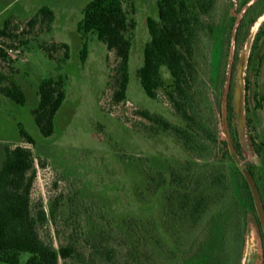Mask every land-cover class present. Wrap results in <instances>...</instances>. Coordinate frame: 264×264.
Wrapping results in <instances>:
<instances>
[{"label": "trees", "instance_id": "16d2710c", "mask_svg": "<svg viewBox=\"0 0 264 264\" xmlns=\"http://www.w3.org/2000/svg\"><path fill=\"white\" fill-rule=\"evenodd\" d=\"M124 1L90 0L77 24L82 39L81 61L87 52L89 34L116 59L111 76L112 101L116 104L126 101L132 35L136 28V21L123 7ZM215 3L216 0H155L156 17L146 19L149 38L143 46L142 64L137 70L144 94L156 100L158 91H164L182 123L174 124L160 115L142 111L140 116L149 123L144 129L146 135H171L189 156L203 163L187 161L171 166L167 175L156 170L147 173L145 185L149 184L147 191L159 201L160 215L155 219H132L129 229L121 222L116 224L107 219L106 233L86 239L97 257L116 263L117 259H122L124 264L240 262L245 224L239 215V198L225 164L227 159L224 154L218 159L215 150L218 141L207 85L205 77L199 76L195 57L201 16L210 15ZM195 7L200 9L198 14L194 12ZM37 19L50 24L53 12L42 7L32 23ZM213 25L208 26L209 33L213 32ZM2 34L0 32V36ZM60 46L67 58V45ZM45 53L51 59V55ZM7 56L0 47V60L4 61ZM163 75L170 80L169 84H164ZM0 96L19 106L26 103L21 87L1 71ZM36 96L33 122L40 135L49 138L66 96L63 78L41 80ZM18 134L23 143L35 145L34 139L20 125ZM35 174L30 149L4 147L0 165V264H20L22 254H27L24 264H83L82 254L74 244L54 247L50 235L41 237V228L49 220L54 222L57 203L50 205L48 211L41 202L33 204L31 191Z\"/></svg>", "mask_w": 264, "mask_h": 264}, {"label": "rangeland", "instance_id": "374dc122", "mask_svg": "<svg viewBox=\"0 0 264 264\" xmlns=\"http://www.w3.org/2000/svg\"><path fill=\"white\" fill-rule=\"evenodd\" d=\"M89 1L0 0V47L8 55L0 60V71L14 80L26 96L24 106L0 96V165L4 147L30 149L36 172L31 200L33 204L41 202L47 211L57 203L54 222L49 220L41 228V237L50 235L54 247L74 244L82 254L83 264H124L122 259L116 263L95 256L86 239L106 233L107 219L129 229L132 219L158 217L160 204L147 191V173L156 170L167 175L171 166L203 160L189 156L171 135L147 136L144 130L149 123L140 116L142 111L182 125L164 91H158L156 100L149 99L137 77L143 46L149 38L146 19L156 17L155 0L124 1L123 7L136 21V28L126 101L120 104L112 101L114 55L89 34L85 58L80 59L82 39L77 24ZM225 5L226 0H216L211 14L201 16L195 57L199 76L205 77L206 85L210 41L224 39L228 28ZM42 7L53 12L52 22L43 24L37 19L32 23ZM199 10L194 8L197 14ZM214 20L216 31L209 33L208 26ZM60 44L67 45V58ZM58 76L64 80L66 96L55 116L53 135L44 138L32 117L38 100L36 91L41 80ZM163 80L165 85L170 83L166 75ZM19 125L34 139V146L19 138ZM251 251L247 240L244 264ZM26 258L27 254H22L20 264Z\"/></svg>", "mask_w": 264, "mask_h": 264}, {"label": "flooded vegetation", "instance_id": "af4514ba", "mask_svg": "<svg viewBox=\"0 0 264 264\" xmlns=\"http://www.w3.org/2000/svg\"><path fill=\"white\" fill-rule=\"evenodd\" d=\"M225 6L228 28L224 39H211L208 60L215 150L218 159L222 154L227 159L245 224L239 264H244L247 240L252 245L247 264H264V233L243 174L255 185L264 218V0H226Z\"/></svg>", "mask_w": 264, "mask_h": 264}, {"label": "water", "instance_id": "95a60500", "mask_svg": "<svg viewBox=\"0 0 264 264\" xmlns=\"http://www.w3.org/2000/svg\"><path fill=\"white\" fill-rule=\"evenodd\" d=\"M244 177L249 185V188L251 190L253 199H254V203H255V207H256V212L262 227V231L264 233V218H263V214H262V210H261V206H260V201L258 198V194H257V190L255 188V185L252 181V179L250 178V176L248 175V173L246 171H243ZM245 260V259H244ZM246 264H247V260H246Z\"/></svg>", "mask_w": 264, "mask_h": 264}]
</instances>
